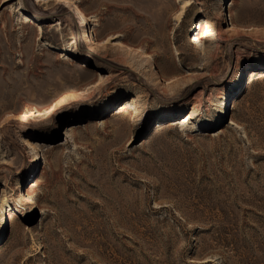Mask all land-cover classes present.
<instances>
[{
    "label": "rangeland",
    "instance_id": "374dc122",
    "mask_svg": "<svg viewBox=\"0 0 264 264\" xmlns=\"http://www.w3.org/2000/svg\"><path fill=\"white\" fill-rule=\"evenodd\" d=\"M180 1L0 0V264H264V0Z\"/></svg>",
    "mask_w": 264,
    "mask_h": 264
},
{
    "label": "bare ground",
    "instance_id": "6f19581e",
    "mask_svg": "<svg viewBox=\"0 0 264 264\" xmlns=\"http://www.w3.org/2000/svg\"><path fill=\"white\" fill-rule=\"evenodd\" d=\"M58 1L59 2L61 1L64 5H67V3L69 4L68 0H58ZM192 3H193V0H181L180 1V9H179L178 15H177L178 20H180V17L186 11V8L189 7ZM74 10H75L74 15H79L77 24L83 28V35L86 37H90L91 34H92V36L95 35V33L92 29H90V30L86 29V28H88L87 26L89 24L90 19L88 17H86L82 13V11L79 8H77V6L74 7ZM21 18H22L23 22H30L31 21L29 19V17L25 14L22 15ZM97 24L98 23L96 21L93 22V25H97ZM85 26H86V28H85ZM196 29H197V31L193 32L194 34L192 36L189 34L190 35V41L198 49L200 46V50L202 52H204V50L206 48L205 42L209 41V40H213L216 38L215 30L213 28V24L209 20H207L206 18L203 17ZM217 35H219V34H217ZM115 37L116 36H114V38ZM86 42H88L91 50L94 49L96 51H98L100 46L104 43L103 41H101L98 44L97 41H95V40L91 41L89 39H87ZM75 44H76V41H74V39H73L71 45H75ZM115 44H116V42H115ZM206 51H208V50H206ZM144 56H145V54H144ZM79 94H80V91L75 90L71 86V88L66 89L65 91L60 93L58 96H56L53 100H51L48 103L40 104V105L37 103L36 104L35 103L34 104L33 103L32 104L25 103L22 106L23 108H21L22 109L21 112L18 114V119L22 122L29 123L30 121H32V120H34L40 116H49L50 114L55 112L58 108L62 107L64 104L66 105L69 102L76 100ZM24 200L27 202H30L31 196L27 195V193H26V195H24Z\"/></svg>",
    "mask_w": 264,
    "mask_h": 264
}]
</instances>
